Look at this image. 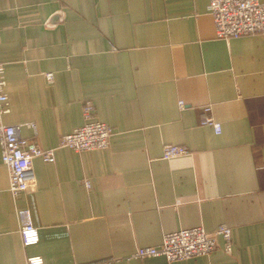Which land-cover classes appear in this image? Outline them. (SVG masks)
<instances>
[{
	"label": "crops",
	"instance_id": "crops-1",
	"mask_svg": "<svg viewBox=\"0 0 264 264\" xmlns=\"http://www.w3.org/2000/svg\"><path fill=\"white\" fill-rule=\"evenodd\" d=\"M0 60L4 121L54 148L17 196L0 149V264H264V31L218 38L208 0H0ZM206 105L219 133L201 122ZM88 118L112 127L107 147L58 145ZM167 143L188 153L164 158ZM21 208L39 232L27 247ZM222 224L231 252L218 237L191 258L133 256Z\"/></svg>",
	"mask_w": 264,
	"mask_h": 264
},
{
	"label": "built area",
	"instance_id": "built-area-1",
	"mask_svg": "<svg viewBox=\"0 0 264 264\" xmlns=\"http://www.w3.org/2000/svg\"><path fill=\"white\" fill-rule=\"evenodd\" d=\"M208 9L212 16L215 34L218 38H229L264 31V2L260 0H208ZM48 80L53 74L47 73ZM4 63L0 60V149L2 161L9 170V190L17 196L34 181L33 159L41 157L44 161L54 160V148H43L35 141L21 134V124L6 123L4 114L9 111L8 96L5 91ZM182 108L184 102L179 101ZM92 106L87 101L83 106L85 116H89ZM205 116L202 124L211 126L216 133L221 131V123L210 115V106L203 107ZM112 127L100 120L88 118L84 124L63 134L59 146H67L76 151L107 147L110 143ZM188 153L183 145L167 143L163 145L162 156L172 158ZM20 218L19 233L23 247L39 241L38 228L33 224L27 208L17 210ZM218 237L223 241L226 252L232 250V229L226 224L213 231L202 226L181 228L166 232L161 243L139 246L134 252L136 257L164 256L167 260H180L204 255L218 246ZM25 264H45L38 254L26 255Z\"/></svg>",
	"mask_w": 264,
	"mask_h": 264
},
{
	"label": "water",
	"instance_id": "water-1",
	"mask_svg": "<svg viewBox=\"0 0 264 264\" xmlns=\"http://www.w3.org/2000/svg\"><path fill=\"white\" fill-rule=\"evenodd\" d=\"M52 16H53V17H56L57 20H62V19H63V12H62V11H57V12H55ZM52 16L49 17V18H47V19L45 20V25H46L47 27H52V26L55 25V22L52 21Z\"/></svg>",
	"mask_w": 264,
	"mask_h": 264
}]
</instances>
